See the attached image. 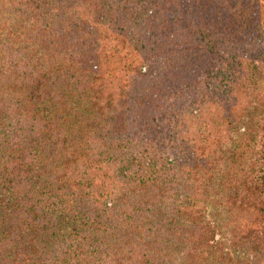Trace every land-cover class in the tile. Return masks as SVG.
<instances>
[{"label": "trees", "instance_id": "trees-1", "mask_svg": "<svg viewBox=\"0 0 264 264\" xmlns=\"http://www.w3.org/2000/svg\"><path fill=\"white\" fill-rule=\"evenodd\" d=\"M263 2L0 0V264H264Z\"/></svg>", "mask_w": 264, "mask_h": 264}, {"label": "rangeland", "instance_id": "rangeland-1", "mask_svg": "<svg viewBox=\"0 0 264 264\" xmlns=\"http://www.w3.org/2000/svg\"><path fill=\"white\" fill-rule=\"evenodd\" d=\"M263 7V22H264V2L262 3ZM207 218L210 222H212V225L214 226V232H215V239L221 240L222 242L229 243L231 231L228 229L227 220L221 219L223 217L218 216H212L207 214ZM229 227H231L229 225Z\"/></svg>", "mask_w": 264, "mask_h": 264}]
</instances>
